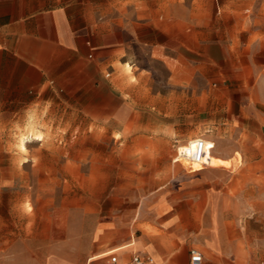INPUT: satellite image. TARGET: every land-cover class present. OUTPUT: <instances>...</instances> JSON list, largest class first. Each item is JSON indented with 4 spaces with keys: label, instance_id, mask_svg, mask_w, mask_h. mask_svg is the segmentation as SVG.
I'll use <instances>...</instances> for the list:
<instances>
[{
    "label": "crops",
    "instance_id": "0c3cea01",
    "mask_svg": "<svg viewBox=\"0 0 264 264\" xmlns=\"http://www.w3.org/2000/svg\"><path fill=\"white\" fill-rule=\"evenodd\" d=\"M118 6L119 0H0V112L70 98L94 111L111 102L117 122L119 98L163 105L206 98L212 118L223 120V134L240 139L231 145L227 137L222 149L214 135L194 139L213 141L215 155L230 166L207 165L194 173L210 188L198 193L200 212L191 200L145 203L131 224L121 218L98 224L81 241L28 234L22 225L24 235L0 241V264H110L112 256L120 263L149 256L154 264H191L193 249L202 254L201 264H264V191L236 196L229 190L240 179L233 175L238 160L231 151L254 152L264 163V0H218L217 13L211 4L207 23L228 26L193 31L191 51L201 60L189 64L182 62L181 24L172 38L161 18L119 14ZM136 48L150 62L139 61ZM159 69L161 79L154 74ZM138 129L134 133L146 132ZM220 186L226 189L218 191Z\"/></svg>",
    "mask_w": 264,
    "mask_h": 264
},
{
    "label": "rangeland",
    "instance_id": "374dc122",
    "mask_svg": "<svg viewBox=\"0 0 264 264\" xmlns=\"http://www.w3.org/2000/svg\"><path fill=\"white\" fill-rule=\"evenodd\" d=\"M216 1L119 0L118 13L161 18L160 24L172 38L178 36L174 27L181 24L182 62L189 64L201 60L191 51L193 31L206 33L208 25L222 31L228 26L207 23L211 4L217 13ZM231 41L237 44L239 40ZM198 51L205 53L206 49ZM135 53L139 61L150 62L140 49ZM221 55L214 51L215 62L220 65ZM154 74L160 79L165 76L161 69ZM69 99L43 98L24 109L0 112L1 242H13L24 235L22 225L29 229L28 234L49 233L55 240L68 237L81 241L98 224L113 223L118 218L131 224L145 203L152 207L158 202L191 200L200 212L204 206L198 193L210 188L194 173L203 170V162L210 168L230 166L229 161L215 155L216 144L211 140L210 154L196 144L191 158L172 163L174 149L183 146L185 140L191 144L197 136L211 134L222 149V140L229 137L223 134V120L212 118L211 103L206 98L193 104L183 101L164 105L119 98L117 122L111 119V102L106 104L108 108L94 111L84 109L88 106L85 102ZM191 105L198 109L192 111ZM136 127L146 132L136 134ZM35 134L38 137L33 139ZM22 137L25 151L19 146ZM229 139L233 145L240 138ZM231 154L238 160L233 175L240 179L229 190L236 196L243 191H264L260 156L256 158L254 152ZM188 192L194 194L193 198L185 197Z\"/></svg>",
    "mask_w": 264,
    "mask_h": 264
},
{
    "label": "built area",
    "instance_id": "2783aa9c",
    "mask_svg": "<svg viewBox=\"0 0 264 264\" xmlns=\"http://www.w3.org/2000/svg\"><path fill=\"white\" fill-rule=\"evenodd\" d=\"M196 144H201L205 147V152L206 154H209V144H207L206 142L202 141V140H195L193 141V143L191 144H186L184 146L178 147L175 150V157L173 159L174 162H180L182 160H187L189 158H191L193 156V148L192 146L196 145ZM207 166L206 163L203 162L202 167ZM202 262V254L196 250L193 249L190 251V263L191 264H201ZM110 264H154V260L153 258L149 257V256H134L132 258V260L130 262L127 263H120L117 260L116 256H112L110 258Z\"/></svg>",
    "mask_w": 264,
    "mask_h": 264
},
{
    "label": "bare ground",
    "instance_id": "6f19581e",
    "mask_svg": "<svg viewBox=\"0 0 264 264\" xmlns=\"http://www.w3.org/2000/svg\"><path fill=\"white\" fill-rule=\"evenodd\" d=\"M37 134V133H36ZM35 134V137L33 138V139H36V135ZM38 137V136H37ZM22 140H21V142H20V148L23 150V151H25L26 150V148H25V144H24V142H23V137L21 138ZM40 140V139H39Z\"/></svg>",
    "mask_w": 264,
    "mask_h": 264
}]
</instances>
